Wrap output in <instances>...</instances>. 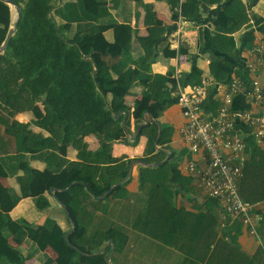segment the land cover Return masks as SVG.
Instances as JSON below:
<instances>
[{"label": "trees", "instance_id": "obj_1", "mask_svg": "<svg viewBox=\"0 0 264 264\" xmlns=\"http://www.w3.org/2000/svg\"><path fill=\"white\" fill-rule=\"evenodd\" d=\"M14 1L21 7V18L7 48L0 54V177L16 174L19 169L23 170V174L18 177L20 193L0 183V264H25L27 257L32 256L23 255L12 246L9 234L20 243L29 237L38 251L45 250L47 246L54 248L58 253L57 258L45 255L43 264H95L104 253L92 255L90 249L80 242L88 236L93 216H89L88 224L82 223L71 204L73 200L81 203L89 197L84 191L86 182L78 178L84 173L83 165L79 161H69L63 167L42 171L29 165L28 155L49 160L59 143H73L81 154L87 147L84 137L91 133H95L102 143L99 153L109 151L115 136L123 129H129L131 110L126 103V96L134 85L144 87L142 98L136 102L132 112L137 125L144 119L145 113L157 119L164 110L175 104L178 97L173 92L178 83L168 84L172 72L151 73L156 44L164 28L155 18L153 4L144 0ZM129 1H135L137 8L144 9L147 34H139L128 16L119 21L120 15L113 14V11L123 8ZM214 1L172 2L179 5L183 16L194 18L201 15V2L211 4ZM235 8L241 11L233 16L231 10ZM223 11L226 23L218 21L210 35V75L216 82L228 83L232 79V61L227 53L236 48L234 33L249 21V16L240 0H232ZM136 16L139 17L140 12ZM12 25L10 5L0 0V46ZM110 29L113 31L111 41L105 35ZM250 39L252 43V37ZM136 41L144 49V54L134 59L132 53ZM165 42L166 39H163L161 45L164 46ZM163 52L168 57H174L188 53V50L183 45L171 49L167 44ZM242 76L247 77L246 74ZM201 81V71L195 69L189 83L196 85ZM25 110L34 113L35 123L50 132L48 137L32 132L27 123L15 118L17 113ZM148 127L154 135L148 142L146 153L151 152L159 131L157 121L141 125L137 140ZM171 130L169 126L163 125L160 140L169 138L166 132ZM248 144L253 147V153L244 167L240 193L243 199L255 202L264 198V191L257 187L259 177H255V159L264 150L257 147L253 138L248 139ZM118 161L114 159V162ZM129 164V161L120 163L124 175L128 174ZM162 169L178 172L176 165L168 162L141 170V187L144 189L151 185L147 193L157 186L154 182L148 184L147 177ZM51 188L58 190L56 194L59 200L74 220V230L70 234L51 218L43 225H34L25 219L13 220L10 217L9 212L24 197H35L38 209L46 208L50 203L45 193ZM207 202H211L215 208L214 201L207 199ZM157 204H147L136 216L139 230L153 239L151 245L157 250L154 251V258L159 256L155 252H159L162 242L169 244L177 236L179 240L175 245L184 252L182 261L177 264H264V221L259 228L260 244L254 254H249L242 247L241 240L247 232L241 221H237L222 235L216 231H212L211 236L207 232H199L192 242L196 250L191 252L188 247L192 236L187 229L183 231L180 213L188 218L194 214L170 205L169 208L158 209ZM209 211L200 212L197 217L209 215L216 225L217 219L211 209ZM188 220L185 219V228ZM180 231L183 234L178 236ZM100 234L103 242L114 238V232L110 229L100 231ZM129 235L130 231L124 232L121 240L129 244ZM97 238L90 234L89 241ZM182 240H188L185 247H181ZM105 251L109 252L110 246Z\"/></svg>", "mask_w": 264, "mask_h": 264}, {"label": "crops", "instance_id": "obj_2", "mask_svg": "<svg viewBox=\"0 0 264 264\" xmlns=\"http://www.w3.org/2000/svg\"><path fill=\"white\" fill-rule=\"evenodd\" d=\"M144 1L153 4L155 18L161 22V26L164 28L162 37L156 44L151 73L167 74L172 72L169 76L168 84L172 85L178 81L180 86L185 89L191 86L189 78L195 69L201 71L202 77L210 76L209 49H212L210 35L218 21L226 23L227 18L223 14V9L232 0H216L211 4L201 2V15L194 18L183 16L179 5L173 4L172 1L175 0ZM240 1L245 5L249 21L234 33L236 48L227 53V56L232 61L231 75L242 77L243 74H246L245 63L255 61L260 56L264 58V0ZM13 11H15L14 8ZM240 11V8L231 10L233 16ZM137 12H140L139 17L136 16ZM116 13L120 15L119 21L124 20V17L128 16L131 19V24L139 34L148 33L144 22L145 11L142 7L137 8L135 1H129L123 8L113 11L114 15ZM121 13L124 14L122 15ZM105 35L111 41L113 39L112 29L106 31ZM250 37L253 39L252 43ZM163 39H166L164 44H168L171 49H178L180 45H183L187 48L188 53L174 57L166 56L163 52L165 45H161ZM257 47L261 48V52H256L255 48ZM133 48L134 59L144 54V49L137 41L134 42ZM177 70L180 72L178 78L175 75ZM239 73H242V75ZM259 76L264 82V70L259 72ZM143 90L144 87L142 85H134L131 93L126 96V103L131 110L130 126L128 130L123 129L120 134L115 136L112 148L109 151L100 154L102 143L95 133H91L84 137L87 147L81 154H79V149L73 143H59L53 151L55 154L49 160L28 155L27 161L29 165L42 171L48 168L63 167L69 161H79L83 165L84 173L78 178L82 182H86L87 186L84 191L89 197L84 198L81 203L73 200L71 204L75 215L78 212V218L82 223L88 224L89 216H93V220H91L93 225L90 227L88 236H85L84 240H80V242L90 249V254L92 255L104 253V256L95 264H177L182 261L181 256L184 255V252L175 245L178 244L179 240L177 236L169 244L162 242L159 252H155L159 256L156 255L154 258V251L157 250L151 245L153 239L150 235L139 230V223L136 222V216L149 203L156 204L158 202V209L162 207L169 208L170 205L172 208L174 207L178 210L186 209L194 214V216L188 218L189 216L180 213L183 231L187 229L192 236L188 247L189 251L196 250L192 246V242L194 237L199 236V232H207V235L211 236L212 231H216L218 235H221L218 220L215 225L209 215L202 218L197 217L200 212H210V209L212 211L214 205L211 202H207L203 194L193 187L184 169V164L190 155L179 134V127L183 123L181 107L176 102L164 110L157 119L145 113L144 119L137 125L132 112L136 102L142 98ZM173 95H175V92H173ZM243 103V96H238L235 103L236 106L242 107ZM15 118L20 122L27 123L28 129L36 134L45 137L50 135L48 130L35 123L36 117L31 110L21 111L16 114ZM153 121H157L159 131L155 138L153 137L151 152L146 153L148 142L154 135L153 131L148 127L138 140L137 136L141 125L150 124ZM123 123H126L125 120ZM163 125L169 126L172 130L166 132L169 138L161 141L160 135ZM258 148L264 150L262 147L258 146ZM252 153L253 150L251 155ZM114 159L119 161L114 162ZM125 161L130 162L127 175H124L120 166V163ZM255 161L257 162L255 177H259L257 187L259 190L264 191V153L256 158ZM166 162L174 163L178 172L173 173L170 169H162L147 177L149 180L148 184L152 182L157 184L150 193H147V189L151 185L145 186L144 189L141 187V170L144 168H155ZM104 168L107 169L105 170ZM22 174L23 170L19 169L16 174L9 173L6 176H1L0 183L6 188L20 193L18 177ZM174 177L175 180L173 179ZM57 191L56 189L46 191L45 196L50 204L44 209H38L35 197L22 198L9 212L10 217L13 220L25 219L34 225H43L47 219L51 218L56 220L70 234L74 230L75 223L67 207L59 200L56 194ZM261 200H264V198ZM212 214L217 219L215 209H213ZM185 219H189L187 228H185ZM108 229L114 232V238L106 239L103 242L100 231L103 232ZM128 231L131 232L129 244L121 240L124 232ZM180 232L178 236L183 234L182 231ZM90 234L98 238L90 242ZM187 241L182 240L181 247H185V242ZM241 242L243 249L249 254H254L260 244L257 238L248 234L242 237ZM9 243L19 252L21 251L23 255H32L27 257L25 264H43L46 259L45 255L52 259H56L58 256L56 250L51 246H47L43 251L36 250V244L29 237H26L20 243L14 239L12 234H9ZM108 246H110L109 252L105 251ZM98 249L100 251H97ZM79 264L88 263L82 262Z\"/></svg>", "mask_w": 264, "mask_h": 264}, {"label": "built area", "instance_id": "obj_3", "mask_svg": "<svg viewBox=\"0 0 264 264\" xmlns=\"http://www.w3.org/2000/svg\"><path fill=\"white\" fill-rule=\"evenodd\" d=\"M255 50L261 52L260 47ZM245 66L247 77L233 76L225 85L211 75L188 89L177 81L175 95L183 116L179 134L190 155L184 169L191 184L215 202L221 235L241 221L247 234L260 240L264 200L243 199L240 184L253 150L248 139L264 148V82L259 76L264 58ZM175 75L179 77V70ZM240 95L244 103L237 107Z\"/></svg>", "mask_w": 264, "mask_h": 264}, {"label": "water", "instance_id": "obj_4", "mask_svg": "<svg viewBox=\"0 0 264 264\" xmlns=\"http://www.w3.org/2000/svg\"><path fill=\"white\" fill-rule=\"evenodd\" d=\"M4 1L10 5L13 25L10 27V30L7 34L5 41L0 46V54H2L5 51V49L7 48L9 40L13 36L15 29H16V26H17V24L21 18V7H20V5L17 4L14 0H4ZM11 5H14L17 9V15L15 18H13V8ZM53 189L54 188H51V190H53Z\"/></svg>", "mask_w": 264, "mask_h": 264}, {"label": "rangeland", "instance_id": "obj_5", "mask_svg": "<svg viewBox=\"0 0 264 264\" xmlns=\"http://www.w3.org/2000/svg\"><path fill=\"white\" fill-rule=\"evenodd\" d=\"M15 13H16V9H15V11H14ZM3 64H4V62L3 61H1ZM3 78H4V76L3 75H1ZM233 77V76H232ZM218 85H225L224 83H221V82H216ZM192 86V85H191ZM207 199V198H206ZM251 202V201H250ZM215 209V208H214ZM218 220V219H217ZM261 222H262V220H261ZM260 241V240H259Z\"/></svg>", "mask_w": 264, "mask_h": 264}, {"label": "bare ground", "instance_id": "obj_6", "mask_svg": "<svg viewBox=\"0 0 264 264\" xmlns=\"http://www.w3.org/2000/svg\"><path fill=\"white\" fill-rule=\"evenodd\" d=\"M11 6H12V8L16 9V7L14 5H11ZM16 15H17V9H16V13L13 11V18H15Z\"/></svg>", "mask_w": 264, "mask_h": 264}]
</instances>
